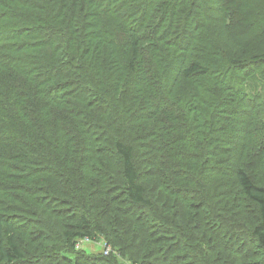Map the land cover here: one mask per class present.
<instances>
[{
	"label": "trees",
	"instance_id": "16d2710c",
	"mask_svg": "<svg viewBox=\"0 0 264 264\" xmlns=\"http://www.w3.org/2000/svg\"><path fill=\"white\" fill-rule=\"evenodd\" d=\"M260 88L264 0H0V264H264Z\"/></svg>",
	"mask_w": 264,
	"mask_h": 264
},
{
	"label": "rangeland",
	"instance_id": "374dc122",
	"mask_svg": "<svg viewBox=\"0 0 264 264\" xmlns=\"http://www.w3.org/2000/svg\"><path fill=\"white\" fill-rule=\"evenodd\" d=\"M261 92H262V96L264 97V89L262 88H260L259 89ZM260 102V101H259ZM258 103V101L257 102H255V104H257ZM103 242V239H100V240H96V241H91V242H88V243H83L82 244V247L81 248H83V249H85V251H86V253H87V255H89V256H98V255H101L102 256V252H103V247L104 246H102V243ZM47 251V250H46ZM45 251V252H46ZM114 256H116V258L119 260V256H118V254H115L114 253ZM67 257L68 258H70L71 260H72V264H73V262H75V261H77V262H81L82 260L81 259H79L78 258V260H77V258L75 257V255H67ZM29 258V260H31V261H26L25 263H22V264H31L32 263V261L34 260L33 258H31V257H28ZM33 259V260H32ZM121 259V258H120ZM120 261V260H119ZM49 262L50 261H45V264H49ZM55 262V261H54ZM53 262V263H54ZM61 264H65L64 262H62ZM124 264H129V262H125Z\"/></svg>",
	"mask_w": 264,
	"mask_h": 264
},
{
	"label": "built area",
	"instance_id": "2783aa9c",
	"mask_svg": "<svg viewBox=\"0 0 264 264\" xmlns=\"http://www.w3.org/2000/svg\"><path fill=\"white\" fill-rule=\"evenodd\" d=\"M91 241H92L91 238H89L88 236L83 237V238H79L76 241L75 246H76V248H81L83 243H88V242H91ZM102 243H103L102 246H104L103 247V254L104 255H109L112 252L111 247L104 240H103ZM129 264H131V263H129Z\"/></svg>",
	"mask_w": 264,
	"mask_h": 264
}]
</instances>
